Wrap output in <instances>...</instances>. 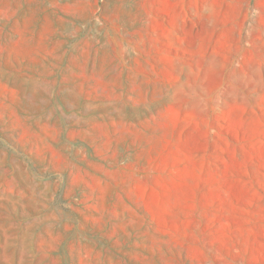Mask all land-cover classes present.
<instances>
[{
  "label": "rangeland",
  "instance_id": "rangeland-1",
  "mask_svg": "<svg viewBox=\"0 0 264 264\" xmlns=\"http://www.w3.org/2000/svg\"><path fill=\"white\" fill-rule=\"evenodd\" d=\"M0 264H264V0H0Z\"/></svg>",
  "mask_w": 264,
  "mask_h": 264
}]
</instances>
